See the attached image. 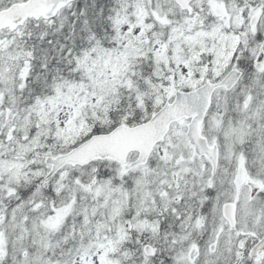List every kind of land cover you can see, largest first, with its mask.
Returning a JSON list of instances; mask_svg holds the SVG:
<instances>
[{
    "label": "snow or ice",
    "instance_id": "obj_1",
    "mask_svg": "<svg viewBox=\"0 0 264 264\" xmlns=\"http://www.w3.org/2000/svg\"><path fill=\"white\" fill-rule=\"evenodd\" d=\"M0 264H264V0H0Z\"/></svg>",
    "mask_w": 264,
    "mask_h": 264
}]
</instances>
